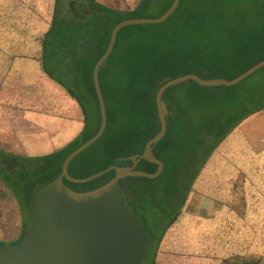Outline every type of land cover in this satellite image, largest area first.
Listing matches in <instances>:
<instances>
[{
	"label": "trees",
	"instance_id": "1",
	"mask_svg": "<svg viewBox=\"0 0 264 264\" xmlns=\"http://www.w3.org/2000/svg\"><path fill=\"white\" fill-rule=\"evenodd\" d=\"M153 0L130 10L97 0H54L52 17L40 40L42 74L61 88L82 115L79 134L49 154L23 156L0 149V184L15 199L21 217L18 242L30 227L36 191L60 173L65 157L98 130L100 116L92 69L104 53L112 28L132 18L161 16L173 0H158L159 12L148 16ZM264 60V0H180L176 11L157 25L120 30L98 78L106 107L103 135L68 167L82 179L111 165L130 166L125 158L141 154L159 130L154 96L170 79L194 73L203 79L231 80ZM178 91L176 97L168 95ZM167 131L153 147L164 164L156 179L126 178L122 201L148 235L143 264H155L154 252L176 220L199 170L215 147L243 120L264 111V68L234 87L205 88L194 82L168 89ZM167 99V100H166ZM186 103L185 106H182ZM137 169L153 173L141 160ZM114 171L87 182L63 180L76 192L110 181ZM226 264H260L234 261Z\"/></svg>",
	"mask_w": 264,
	"mask_h": 264
},
{
	"label": "rangeland",
	"instance_id": "2",
	"mask_svg": "<svg viewBox=\"0 0 264 264\" xmlns=\"http://www.w3.org/2000/svg\"><path fill=\"white\" fill-rule=\"evenodd\" d=\"M127 1L105 3L120 10L137 6L131 7ZM53 7L54 0H0V120L7 118L10 124L15 108V146L10 131L0 128L1 150L38 156L65 146L81 131V112L61 88L48 79H37L27 87L22 78V70L27 68L23 55L33 54L38 63L37 46L50 24ZM159 8V1L153 0L147 15H157ZM33 67L29 65V69ZM176 94L177 90L170 92L168 99ZM21 103L26 108L18 106ZM253 122L256 127L263 125L264 111L243 120L207 158L179 215L154 252L155 264L157 259L164 264H226L236 260L264 264V131L243 130ZM65 125L70 134L67 142L39 146L40 138L59 136ZM20 230L15 199L0 184V242L8 245Z\"/></svg>",
	"mask_w": 264,
	"mask_h": 264
},
{
	"label": "water",
	"instance_id": "3",
	"mask_svg": "<svg viewBox=\"0 0 264 264\" xmlns=\"http://www.w3.org/2000/svg\"><path fill=\"white\" fill-rule=\"evenodd\" d=\"M179 3L180 0H173L159 17L126 19L112 28L106 49L94 64L91 74L100 116L99 128L90 139L65 157L59 175L36 191L30 227L15 244L0 246V264H143L148 235L123 203L122 194L127 188L120 184V180L156 179L162 173L164 164L153 154V147L167 131L168 109L164 93L187 82L205 88H230L264 68L262 60L231 80L203 79L190 73L166 81L154 96L159 130L144 144L141 154L124 159L131 165H111L82 179L71 177L68 173L71 161L92 146L106 128V107L98 73L113 50L118 32L129 26L161 24L176 11ZM141 160L156 165V170L148 173L137 169ZM110 171H114L110 181L93 190L76 192L63 183L66 180L85 184Z\"/></svg>",
	"mask_w": 264,
	"mask_h": 264
},
{
	"label": "crops",
	"instance_id": "4",
	"mask_svg": "<svg viewBox=\"0 0 264 264\" xmlns=\"http://www.w3.org/2000/svg\"><path fill=\"white\" fill-rule=\"evenodd\" d=\"M99 1L104 2V4H107L108 3L107 1H109V0H106V1L105 0H99ZM140 1L141 0H128L127 3H130V5L132 7L134 5H138V3ZM105 2H107V3H105ZM109 7H112V6H109ZM112 8H115V7H112ZM116 9H119L120 10V8H116ZM38 52H39V45L37 46V56H39V53ZM23 56H25V57H23V59L25 61H27V68H24L22 70L23 71L22 78H23V81L27 82L26 86L28 87L29 84H31L32 82H35L37 79L39 81H41V82H44L45 79L47 80V78L42 74V72L40 70L39 62L36 63V59H33L31 57V56H33V54L32 55L31 54H25ZM28 64L29 65H31V64L34 65L33 70L32 69H29V65ZM36 68H38V69L36 70ZM13 77H15V71L13 73ZM28 89H30V87ZM27 93H28L29 98L26 99V101H28L27 104L29 105L30 104V91H28ZM12 98H13V105L15 106V90H14V92L12 94ZM43 98L44 99L46 98V95L44 93H43ZM23 103H21L22 105L19 104L18 106L25 107L23 105ZM29 108H30V106H29ZM25 110L27 111L28 114L33 115V113L31 112L32 110H29V109L28 110L25 109ZM10 121L11 122L9 124V121H8L7 118H4L2 121L0 120V128H1V130H9L10 131V135H11V138H12L11 143H12L13 146H15V108L13 109V113H12V117H11V120ZM29 124H32V123H30V121H29ZM254 125H255V123L253 122V124H252L251 127H243V130H250L253 133H256L257 132L258 134H260L261 132L264 131V124L263 125H260L258 127L254 126ZM69 136H70V134H69L68 125H65L64 126V129L60 131L59 136H57L55 138H49V137H42V138H40L39 146H41V147H44V146L48 147V146H50L51 147V146L61 145V144L65 143V142H67ZM6 152H8V151H6ZM51 152H53V151L46 152V153H44L42 155L49 154ZM10 153L16 154L15 151H11ZM18 155H21V154H18ZM23 156H25V155H23ZM155 262H156V264H164V262L163 261H160V259H157Z\"/></svg>",
	"mask_w": 264,
	"mask_h": 264
}]
</instances>
